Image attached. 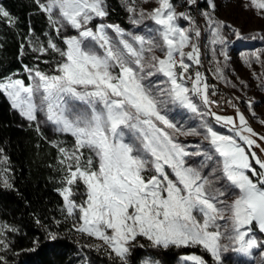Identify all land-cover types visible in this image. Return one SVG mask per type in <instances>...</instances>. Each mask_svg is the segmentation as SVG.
<instances>
[{"label": "snow or ice", "instance_id": "snow-or-ice-1", "mask_svg": "<svg viewBox=\"0 0 264 264\" xmlns=\"http://www.w3.org/2000/svg\"><path fill=\"white\" fill-rule=\"evenodd\" d=\"M35 2L58 35L67 28L77 35L65 36L64 47L52 39L46 47L30 41L34 52L44 55L51 50L58 55L54 72L25 66L30 83L9 79L0 82V92L23 118L37 122L38 132L39 124L48 122L55 131L74 138L70 150L53 146L58 147L60 163L65 165L59 193L75 230L100 240L120 264H129L140 237L156 248L199 247L213 264H239L229 253L251 257L257 249L264 260V239L259 236L264 234V159L253 151L255 147L264 152L253 138L259 134L239 111L237 125L232 117L216 115L210 108L201 113L193 99L210 105L209 85L199 71L194 78L189 75L190 63L186 62L201 63L196 42L201 30L187 10L197 0H184L186 11L179 13L173 0H156L158 6L150 11L137 12L129 6L133 25L150 20L157 26L148 29L154 35L147 37L126 33L115 24L89 27L94 19L108 15L105 0ZM207 2L214 12V0ZM243 7L256 9L257 16L264 18V0H248ZM202 15L211 43L224 45L223 30L233 26L207 11ZM0 17L8 18L10 26L14 23L3 7ZM181 19L189 27L181 26ZM234 35L244 38L239 29ZM220 55L227 59L223 49ZM251 55L259 58L256 52ZM216 71L223 79L219 66ZM188 82L191 87L186 86ZM248 106L252 107L251 101ZM174 107L211 115L217 123L230 126L234 134L219 133L204 123L208 147L196 145L195 151H189L191 146L181 143L178 135L200 133L178 125ZM38 113H43L45 121L38 120ZM192 157H199V162ZM6 159H0V164ZM7 171L0 169V182L12 188ZM5 227L0 225V235ZM47 235L52 241L58 238L52 231ZM0 245V251L8 248L3 240ZM181 259L208 264L196 254ZM0 261L6 264L3 256Z\"/></svg>", "mask_w": 264, "mask_h": 264}, {"label": "trees", "instance_id": "trees-1", "mask_svg": "<svg viewBox=\"0 0 264 264\" xmlns=\"http://www.w3.org/2000/svg\"><path fill=\"white\" fill-rule=\"evenodd\" d=\"M105 2L106 22L122 23L125 12L120 0ZM173 3H179L186 11L184 0H173ZM0 5L14 20L8 26L0 17V82L17 77L28 84L23 67L37 64L48 72L50 64L58 60L55 53L36 54L28 44L30 38L45 40L46 35L54 36L51 24L35 0H0ZM199 6L197 0V5L187 10L193 11ZM199 41L200 38L196 42L199 44ZM55 42L63 47L59 39L55 38ZM45 60L49 63L45 64ZM55 139L69 147L74 144L68 134L50 136L44 129L38 132L35 124L15 111L8 97L0 92V159L7 158L0 169H8L6 174L13 185L6 188L0 182V224L7 226L4 239L8 245L0 251V256L6 264H120L115 256L95 248L87 236L71 233L70 226L63 221L59 189L64 186V170L58 150L53 146ZM48 231L57 233V240H50ZM189 254L201 255L208 264H213L210 255L199 247L156 248L143 237L138 238L131 250L129 264H141L146 259L158 264H176L178 258Z\"/></svg>", "mask_w": 264, "mask_h": 264}, {"label": "rangeland", "instance_id": "rangeland-1", "mask_svg": "<svg viewBox=\"0 0 264 264\" xmlns=\"http://www.w3.org/2000/svg\"><path fill=\"white\" fill-rule=\"evenodd\" d=\"M44 3V2H41ZM121 5L123 6L125 17L124 21L119 25L126 33H131L133 35H154V33H149V28H156L157 26L150 20L144 21L141 25H133L129 19L131 13L127 11L129 6L134 7L137 12L140 9H144L146 11H150L152 8L157 7L156 0H120ZM200 5L196 7L193 11H190V14L193 16L196 27L201 30V37L199 41L200 47V65L197 66L190 63V72L189 75H193L196 71L202 73L204 80L209 85V100L210 105L205 107L202 100L198 97H193L194 102L197 104L201 113L208 112L209 108L211 111L215 112L216 115L232 117L234 122L238 125L239 119L236 115V112L239 111L242 113L247 122L248 126H250L255 133L259 134L254 136L257 143L261 145V148H264V140L260 139V136L264 135V18L257 16L256 9L249 7L248 10H245L243 5L248 3V0H214L216 5V9L213 10L208 6L207 0H199ZM177 5L176 11L183 12V7L179 3H174ZM0 7H2L0 5ZM207 11L211 15H213L216 19L222 20L227 24L233 26L232 30L224 29L223 35L226 37V43L224 45L211 43V32L208 28L205 17L202 15L203 12ZM46 14V13H45ZM47 15V14H46ZM6 20V24L10 26L7 22L8 18L1 17ZM106 18V17H105ZM105 18L94 19L89 27L95 29V26L103 23V24H111L106 22ZM179 23L183 27H189V22L180 20ZM52 35H46L45 40L30 38L28 40V44L30 45V41L33 45L38 46H47V42L49 39H52L55 42V38L59 39L63 45V38L65 36L77 35L76 31L71 28H67L62 31L60 35L57 34L56 29L51 25ZM239 29L243 39H237L234 35V30ZM108 34L116 39V34L111 29H108ZM130 39V37H126ZM158 39V37H157ZM56 43V42H55ZM64 47V45H63ZM32 49V46H30ZM223 49L227 54V59L224 56L220 55V51ZM33 51V50H32ZM185 51H190V48H185ZM34 52V51H33ZM253 52L258 53L259 58L251 55ZM38 55H41L39 52H35ZM48 53H53L49 50ZM47 54V53H46ZM56 54V53H55ZM157 55H162L159 51L156 52ZM59 59V57H58ZM247 61V62H246ZM221 69L223 74V79L219 78L217 74V67ZM32 67H39L37 64H33ZM30 67V68H32ZM24 74L29 81V73L25 71ZM55 62L50 64V68L46 69L49 73L54 72ZM46 72V71H45ZM9 79H19L17 77H9L2 82H7ZM21 80V79H20ZM188 87H191V83L188 82ZM215 92V95L212 93ZM212 100H216L219 103L220 107H214L212 105ZM252 102V107L249 108L248 102ZM15 110V109H14ZM17 111V110H15ZM18 112V111H17ZM19 113V112H18ZM173 115L175 117V122L182 126L184 129H195L199 135H178V140L186 145H190L189 151H195L196 145H200L201 148H207V141L204 140L203 136L206 130L202 127L204 123L212 126L214 130L219 133L225 135H233L234 133L229 132V127L223 123H217L215 118L211 115H198L196 113H192L186 109H182L179 107L173 108ZM38 120L45 121V116L43 113H38ZM28 121V120H27ZM30 122V121H28ZM35 124L37 128V122L31 121ZM40 131L42 129L46 130L50 136L52 134H66L55 131V126L48 122H41L39 124ZM71 136L70 134H68ZM72 137V136H71ZM73 143H74V138ZM55 144L59 147H64L66 149H71L65 144H63L60 140L55 139ZM58 150V147H56ZM253 151L257 152V155L264 159V152H261L260 149L253 147ZM59 154V163L62 159L61 154L58 150ZM191 160L199 162V157H192ZM254 167L255 165L253 161ZM60 166L64 170L65 165L60 163ZM64 172V171H63ZM5 175H7L5 173ZM64 176V173H63ZM82 187V186H81ZM60 194V193H59ZM75 199H80V197H75ZM63 200V199H62ZM62 217L63 221L66 225L70 226L71 233L75 234H83L90 239V242L97 249H101L105 254L113 255L110 252V249L107 246L103 245L102 242L95 237L88 236L84 233H79L73 227L75 221L71 217H67L66 210L64 209V201L62 207ZM223 223V221H221ZM2 225V224H0ZM7 227L3 230V235H0V240L5 242V236ZM261 239H264V234H259ZM3 248V245H0V249ZM259 249L253 250V254L251 257H244L241 254L229 253L232 260L238 261L239 264H264V260L261 259ZM183 257V256H182ZM178 258L176 264H191V262H186L181 258ZM158 264L149 259L142 261L141 264Z\"/></svg>", "mask_w": 264, "mask_h": 264}, {"label": "built area", "instance_id": "built-area-1", "mask_svg": "<svg viewBox=\"0 0 264 264\" xmlns=\"http://www.w3.org/2000/svg\"><path fill=\"white\" fill-rule=\"evenodd\" d=\"M212 105H213L214 107H220V106H219V103H218L216 100H212Z\"/></svg>", "mask_w": 264, "mask_h": 264}]
</instances>
